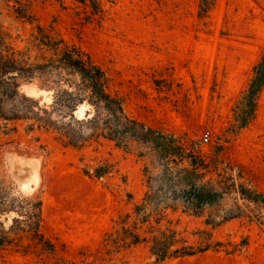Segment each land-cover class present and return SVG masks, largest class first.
<instances>
[{"label":"rangeland","instance_id":"obj_1","mask_svg":"<svg viewBox=\"0 0 264 264\" xmlns=\"http://www.w3.org/2000/svg\"><path fill=\"white\" fill-rule=\"evenodd\" d=\"M27 2L31 15L23 18L14 1L0 0V52L24 60L32 73L18 78L20 93L32 99L26 114L49 118L63 89L75 91L74 105L93 101L91 90L70 86L69 69L46 65L58 58L53 45L63 38L102 66L109 91L125 97L129 117L174 135L204 159L205 180L241 175L264 192V89L250 125L237 135L226 132L233 106L264 53V0H216L207 16L201 14V0H104L103 12L93 15L82 0ZM89 108L80 105L76 114L83 118ZM54 113L62 116L65 110ZM31 123H36L32 117L0 118V187H13L20 196L11 232L0 236V264H155L145 244L113 251L104 242L113 220L133 210L149 189V177L160 171L154 143L117 135L119 146V139L101 135L108 128L98 119L86 125L88 141L78 148L65 144L57 130L37 123L30 128ZM10 154L39 159L33 197L20 194ZM106 161L115 164L114 172L98 179L84 174V168ZM216 212L168 210L190 243H199V231L208 229L212 241H247L239 252L208 251L163 264H264V227L244 216L211 228L205 219Z\"/></svg>","mask_w":264,"mask_h":264},{"label":"trees","instance_id":"obj_2","mask_svg":"<svg viewBox=\"0 0 264 264\" xmlns=\"http://www.w3.org/2000/svg\"><path fill=\"white\" fill-rule=\"evenodd\" d=\"M9 1L15 2L18 16L26 18L31 15L27 0ZM103 1L82 0L84 5L92 9L91 15L103 12ZM215 2L216 0H201V14L207 16ZM86 19L92 17L88 16ZM37 28L45 33L41 25H37ZM45 34L49 39H53L50 34ZM56 42L53 50L58 58L46 65L50 70L69 69L74 76L70 86L79 88L81 86L91 90L93 101L88 99V102L84 99L78 105H74L72 96L75 91L63 89L64 96H58L52 105L56 112L65 110V115H57L53 111L49 118L37 112L35 116H29L24 110L32 99L20 93L18 78L22 76L29 78L32 73L25 69L24 60L0 52V118L10 120L32 117L39 126L57 130L65 144L78 148L88 141L89 129L86 125L94 120H106L108 131H102L103 137L119 139L117 145L123 146L117 135H120L121 139L125 135H130L154 143L157 152L160 171L149 177V189L142 200L134 205L133 210L121 213L113 220L112 227L104 232L105 245L113 251H119L145 244L154 257L155 264L193 257L208 251L226 254L239 252L247 241L243 244L212 241L208 229L199 231L201 233L199 243H190L173 223L168 210L174 211L177 207H183L197 216L203 215L207 210H217L205 219V224L211 228L244 216H250L264 227V192L243 181L241 175L229 174L222 175L217 181L205 180L204 174L209 167L204 159L199 158L194 150H188L174 135L159 132L129 117L125 109V97L109 91V77L102 66L80 45L66 43L63 38ZM57 82L58 85L61 84L60 81ZM263 89L264 53L254 65L247 85L233 106V120L226 129L227 133L237 135L255 119ZM71 93L73 94L70 95ZM84 104L91 105V108L87 109L85 117L79 118L76 109ZM73 105L77 108L71 109ZM92 109L93 112L90 113ZM30 110H33V107ZM104 111L108 113L105 118L102 117ZM36 123H31L30 128L35 127ZM113 123L115 126L111 127ZM114 170L115 164L106 161L84 168L83 172L90 178L98 179ZM14 189L4 185L0 187V214L17 212L14 209L15 202L20 201V196L13 194ZM34 204L40 206L41 202L36 201ZM13 222L7 228L0 219V236L11 232Z\"/></svg>","mask_w":264,"mask_h":264},{"label":"water","instance_id":"obj_3","mask_svg":"<svg viewBox=\"0 0 264 264\" xmlns=\"http://www.w3.org/2000/svg\"><path fill=\"white\" fill-rule=\"evenodd\" d=\"M79 115V114H78ZM9 162L11 166V174L13 179L16 181L17 187L21 195L25 197H33L36 189L39 186V172H40V161L37 157L21 156L17 154L9 155ZM20 171L25 173L23 177ZM31 175V176H30ZM30 178L32 184L27 186L26 180ZM18 214L15 211H10L8 213L0 214V219L4 221L7 226L13 222V218ZM5 217L10 220L9 223L6 222Z\"/></svg>","mask_w":264,"mask_h":264},{"label":"built area","instance_id":"obj_4","mask_svg":"<svg viewBox=\"0 0 264 264\" xmlns=\"http://www.w3.org/2000/svg\"><path fill=\"white\" fill-rule=\"evenodd\" d=\"M203 140H204V142H208V141L210 140V135H209V133H205V134L203 135Z\"/></svg>","mask_w":264,"mask_h":264}]
</instances>
